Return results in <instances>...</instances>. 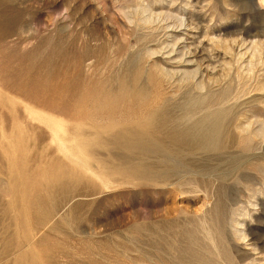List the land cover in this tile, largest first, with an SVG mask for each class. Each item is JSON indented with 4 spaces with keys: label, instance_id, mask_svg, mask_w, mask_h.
<instances>
[{
    "label": "rangeland",
    "instance_id": "374dc122",
    "mask_svg": "<svg viewBox=\"0 0 264 264\" xmlns=\"http://www.w3.org/2000/svg\"><path fill=\"white\" fill-rule=\"evenodd\" d=\"M262 27L264 0H0V264H264ZM129 60L151 93L123 107L134 121L227 115L228 143L199 152L202 170L122 183L75 140L72 78L105 72L112 87ZM32 179L48 192L26 211Z\"/></svg>",
    "mask_w": 264,
    "mask_h": 264
},
{
    "label": "bare ground",
    "instance_id": "6f19581e",
    "mask_svg": "<svg viewBox=\"0 0 264 264\" xmlns=\"http://www.w3.org/2000/svg\"><path fill=\"white\" fill-rule=\"evenodd\" d=\"M262 29L264 28L262 27ZM247 33L249 32L246 30V34ZM140 64L138 61L129 60L125 63V67H122V77H119V80L114 79L112 82L113 85L118 84L124 87L122 91H119L120 93L118 92L119 94L115 90L117 85L115 87L113 85L112 87L106 86L105 82L108 80H104L103 75L105 72L103 75L99 74L100 71L95 72V78L90 77L88 81H81L78 82V84L75 83L72 78V81H70L71 88L69 97L63 102V115H65L68 123H70V130L75 140L83 142L86 146H97V148L99 147L106 152V156L100 159L102 166L99 169L104 175L110 177L112 180H120L122 183L129 181L138 182L140 184L167 183L172 178L177 177L180 172L178 169L179 166L194 168L193 170H195V168L197 169L198 167L194 165L197 164L198 161L201 162L200 159L196 160L200 154L199 152L207 154L204 160L209 161L214 156L210 154L211 152H217L222 149V147H226L228 143H226L228 126L226 121L227 115H225V113H208L190 123H173L166 120L172 117L170 116L171 113L169 112V114L168 111L167 113L166 111L161 112L159 107V109L155 111L152 109V111H149L150 109H148L149 112L147 111L148 113H145L147 116L143 117L142 115L143 118L141 122L138 119L136 120L139 122L134 121V119L137 118V113L132 111L135 110L130 111L128 108L129 110L127 109L128 111H125L123 107L126 106L127 108V106H133V109L134 105L138 106L144 103L149 97V90L141 85L143 81H140L141 79L138 78L141 77L138 76L140 73L139 70L141 69H139ZM142 72H144L143 69ZM109 77L112 78V76ZM0 82L3 84L2 80ZM76 84L77 88L74 89V85ZM150 84H152L151 81ZM150 88L151 87H149V89ZM156 94L157 93H155V95ZM160 96L161 94L159 97H156V99H159ZM34 98L35 97H33V100ZM166 99L168 100V98ZM164 100L165 99L160 100L161 104L165 103ZM160 101L154 103L159 104ZM40 103L42 104V102ZM145 103L148 104L149 102L147 101ZM155 104H153L154 107ZM58 105H60L58 101H53L52 108L53 106L56 108ZM143 106L142 104L141 107ZM151 106L149 108H152ZM136 112L138 111L136 110ZM185 114L189 113L185 112ZM162 117L163 119L165 117V122H158V118L160 119ZM112 119L113 124L109 125ZM81 131H86L88 136H84V134L79 135ZM202 163L203 162L200 164ZM214 167L215 166H213V168ZM198 170L202 169L199 167ZM47 182L48 181H38V179L29 181L30 193L25 191L29 194H24V196L21 194L19 195L21 198L20 201L23 200L25 202L23 210L27 211L30 209V207L34 205L33 202H38V205L39 203L45 202L42 198L43 194H40V192L47 189ZM17 187L16 185L14 188L16 194L20 193ZM40 195H42V197ZM17 249L18 247H16V250ZM17 251H19V249Z\"/></svg>",
    "mask_w": 264,
    "mask_h": 264
}]
</instances>
